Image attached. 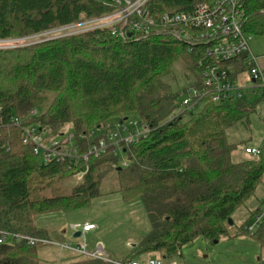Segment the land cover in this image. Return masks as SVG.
<instances>
[{
  "label": "trees",
  "instance_id": "1",
  "mask_svg": "<svg viewBox=\"0 0 264 264\" xmlns=\"http://www.w3.org/2000/svg\"><path fill=\"white\" fill-rule=\"evenodd\" d=\"M202 1L150 0L146 9L158 20L165 13L191 11ZM243 8L244 31L264 35V0H244ZM115 10V0H0V41ZM149 33H127L120 39L105 27L0 49V231L52 242L47 231L35 226V218L89 206L110 180L115 183L110 192L121 194L125 202L141 200L151 232L120 260L81 255L63 264L129 263L151 253L170 259L197 238L215 242L229 236L228 220L264 175V147L258 157L233 162L231 154L239 145L227 132L248 122L257 103L243 99L232 107L205 97L185 108L164 78L181 59L197 86L201 77L196 65L208 45H188L162 26L151 27ZM32 110L37 112L33 117ZM130 115L149 132L126 147L128 165L119 166L110 152L91 157L80 181L74 174L85 169L83 163L78 169L42 163L10 121L25 118L27 125L53 135L70 126L78 136ZM244 225L238 234L252 236L264 248V222L252 234ZM40 245L9 239L0 244V264H39Z\"/></svg>",
  "mask_w": 264,
  "mask_h": 264
},
{
  "label": "built area",
  "instance_id": "2",
  "mask_svg": "<svg viewBox=\"0 0 264 264\" xmlns=\"http://www.w3.org/2000/svg\"><path fill=\"white\" fill-rule=\"evenodd\" d=\"M149 1L115 0L116 10L109 15L65 25L38 35L45 34L49 37L59 34L46 39L50 40L106 27L112 28V35L115 38L125 39L127 33L150 34L151 27L171 28V34L179 41L188 45H208L196 65L201 81L197 86L186 90V97L182 99L185 108L194 107L205 97H209L217 105H232V102L237 103L246 99V96L258 93L264 96V70L258 65L257 58L251 54L249 49L250 34L244 31V0H206L194 4L191 11H182L176 14L165 13L158 20L147 14L146 8ZM134 19H141V22ZM118 26H123V28ZM157 32L156 29L153 33ZM38 35L27 37V40ZM30 44L32 43L17 44L5 48ZM0 49L4 48L0 47ZM241 74L244 79L238 81ZM247 83L250 86L246 87ZM36 113V110H32L30 116L33 117ZM10 121L20 128L22 142L31 146L33 154L42 163H68L77 169L83 163L85 169H79L74 174V178L78 181L82 180L88 170L89 158H99L108 152L118 158V154L124 155L127 146L137 143L149 132V129L139 120L127 119L121 125L108 123L97 129L98 132H103V135H99L97 138H95L96 130L78 136L73 132H63L45 143L46 130H41L37 125H27L25 118L12 117ZM1 127L0 122V130ZM263 147L264 140L261 145L247 146L244 151L250 156L258 157ZM118 165L126 167L128 160L124 158L120 164L118 158ZM263 222L264 209H259V212L254 215L252 223L244 225L243 229L252 234L260 228ZM70 229L75 233L80 232L79 237L83 238V242L76 247L59 245L60 247L82 256L109 261L102 244L91 250L84 239V234L95 230L96 226L91 224L70 225ZM9 239L15 242H24L30 246L51 243L31 236L0 231V244ZM52 245L56 244L52 243ZM114 263L139 264L137 261ZM148 264L171 263H166L162 258H152L148 260Z\"/></svg>",
  "mask_w": 264,
  "mask_h": 264
},
{
  "label": "rangeland",
  "instance_id": "3",
  "mask_svg": "<svg viewBox=\"0 0 264 264\" xmlns=\"http://www.w3.org/2000/svg\"><path fill=\"white\" fill-rule=\"evenodd\" d=\"M57 35L59 34L47 37L48 35L43 34L28 40L27 37L26 39H8L0 41V47L34 43ZM249 49L251 54L257 58L260 68L264 70V35H250ZM243 79V74H241L238 81H243ZM164 80L173 93L179 94L178 99L182 100L186 97L185 90L191 89L194 85L195 77L184 66L183 61L178 59L173 63L171 73ZM248 86H250L249 83L246 84V87ZM246 99L257 105L255 111L250 114L248 122L238 124L227 132L229 140L239 145L231 154L233 162L252 158L245 153L244 149L247 145H261L264 140V96L258 93L246 96ZM235 104L236 102H232L231 106L234 107ZM125 118L137 120L134 115ZM118 122L111 121V124L117 125ZM64 131L72 132V129L67 126ZM46 135L45 143L57 136L48 131ZM99 135H103V132L96 130L95 138ZM118 158L121 164L125 156L120 153ZM114 188V182L105 181L101 188L104 194L94 198L89 206L70 212L41 214L35 218V226L47 231L51 243L56 244L38 246L39 264H63L81 256L74 251L60 247L62 245L76 247L83 242V238H74L75 232L70 229V225L91 224L96 226L95 230L84 234L89 249L92 250L102 244L107 257L117 260L125 257L129 252V247L136 245L142 237L151 232V223L141 200L134 199L127 203L121 194L110 192ZM259 209H264V175L254 193L233 212L231 216L233 225L228 229L229 236H221L215 242L197 238L183 246L176 256L164 259V261L171 264H264V248L260 243L252 236L238 234L242 225L252 223L253 214ZM152 258L161 257L155 253L142 254L137 256L135 261L139 264H148V260Z\"/></svg>",
  "mask_w": 264,
  "mask_h": 264
},
{
  "label": "water",
  "instance_id": "4",
  "mask_svg": "<svg viewBox=\"0 0 264 264\" xmlns=\"http://www.w3.org/2000/svg\"><path fill=\"white\" fill-rule=\"evenodd\" d=\"M130 35V34H129ZM127 120V118H124V119H122V120H120L119 121V124L121 125L124 121H126ZM125 151V150H124ZM228 224H229V226H232L233 225V222H232V220L231 219H229L228 220ZM80 236V232H77V233H75L74 234V238H77V237H79ZM134 246V245H133Z\"/></svg>",
  "mask_w": 264,
  "mask_h": 264
},
{
  "label": "crops",
  "instance_id": "5",
  "mask_svg": "<svg viewBox=\"0 0 264 264\" xmlns=\"http://www.w3.org/2000/svg\"><path fill=\"white\" fill-rule=\"evenodd\" d=\"M253 146V145H252Z\"/></svg>",
  "mask_w": 264,
  "mask_h": 264
}]
</instances>
